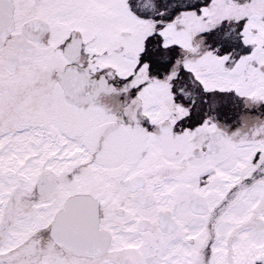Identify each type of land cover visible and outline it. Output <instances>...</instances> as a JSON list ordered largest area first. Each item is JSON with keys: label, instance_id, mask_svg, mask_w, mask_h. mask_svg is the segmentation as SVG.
<instances>
[{"label": "snow or ice", "instance_id": "snow-or-ice-1", "mask_svg": "<svg viewBox=\"0 0 264 264\" xmlns=\"http://www.w3.org/2000/svg\"><path fill=\"white\" fill-rule=\"evenodd\" d=\"M0 264H264V0H0Z\"/></svg>", "mask_w": 264, "mask_h": 264}]
</instances>
